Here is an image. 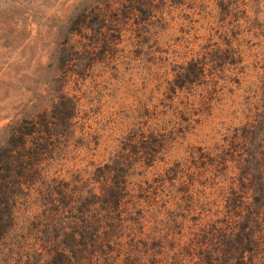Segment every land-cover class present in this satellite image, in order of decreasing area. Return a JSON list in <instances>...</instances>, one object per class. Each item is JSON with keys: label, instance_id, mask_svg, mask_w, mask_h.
<instances>
[{"label": "rangeland", "instance_id": "374dc122", "mask_svg": "<svg viewBox=\"0 0 264 264\" xmlns=\"http://www.w3.org/2000/svg\"><path fill=\"white\" fill-rule=\"evenodd\" d=\"M92 1L0 0V142L9 123L25 129L24 118L42 127L53 122L55 147L41 155L44 167L57 175L35 183L42 187L45 181L52 201L39 193L20 201L23 212L32 201L38 218H21L11 229L0 264L60 261L51 251V219L63 220L90 204L114 228L106 225L100 261L89 260L86 252L73 264H133L141 255L152 260L164 248L152 239L146 244L147 235L215 231L212 221L234 209L226 183L235 162L225 144L239 120L253 121V134L263 139L244 165L250 188L243 193L264 196V0L87 6ZM113 11L121 27V34L110 35L116 49L74 54L66 28L96 26L98 15L111 18ZM207 164L211 172L204 171ZM217 175L224 179L221 190ZM124 179L133 192L120 217L111 219L106 216L114 203L104 184ZM98 187L104 196L89 192ZM80 191L84 196L73 200L70 194ZM26 237L41 243L28 246ZM118 250L130 255L122 251L124 258L116 259ZM224 255L232 257L225 250L216 259ZM260 256L258 264H264Z\"/></svg>", "mask_w": 264, "mask_h": 264}, {"label": "trees", "instance_id": "16d2710c", "mask_svg": "<svg viewBox=\"0 0 264 264\" xmlns=\"http://www.w3.org/2000/svg\"><path fill=\"white\" fill-rule=\"evenodd\" d=\"M153 3L154 0H93L87 6H153ZM97 9L99 12L100 8ZM81 12L78 15L85 16V14H82L84 12ZM92 12L98 14L96 10H92ZM110 17L98 15L96 19L99 24L96 26L77 24L75 29H69V26L68 29L66 28L64 32L67 33L68 31L66 42L72 39L71 44L73 45L74 54L85 51L91 52L95 47L103 54L116 49L114 43L111 44L110 42V35L114 31L121 34V27L117 23L118 11H113ZM83 39H85L84 43L86 44L83 43ZM184 109H187V106ZM184 111L186 112V110ZM22 122L26 123L27 128L24 129L18 121L7 124L8 129L5 139L0 142V255L6 247L7 240L12 235L11 229H17L24 218L30 216L36 217L35 219L38 218L37 213L34 212L32 201H30V205L26 206L24 212L21 210L20 201L24 199L29 202L31 197L38 198V193L43 195L44 198L47 196L52 201V193L46 187L45 181H42V185H40L44 189L37 187L35 183L38 180L41 181L43 176V180L46 177L53 179L57 176L55 172L53 173L49 168L44 167L45 160L42 157L44 148L49 151L55 147V137L52 132L53 122L49 124L48 121H44L42 122L43 127L38 126L34 118H24ZM252 126H254L253 121L239 120V124L233 129L229 138L230 143L225 142L226 147L230 149L229 159L233 160L231 162H235L230 169L231 180L226 183L230 185L233 194L232 205L234 209L232 215L212 221L217 229L211 232L176 236L174 232L169 230L158 232L157 235H153L154 238L147 235L146 244L151 239L156 240L160 247L164 249L158 254V258L151 256L152 260H150L147 259L149 256L141 255L133 264H258L260 255L264 253V196L261 192H257L250 198L243 193L244 187L250 188V172L244 165L247 163L250 154L263 147V139L253 134ZM226 139L228 140V138ZM254 144H256V149L252 150L250 146ZM256 170V173H254L255 179L258 177L259 180L261 170L257 166ZM204 171L211 172L212 170L207 164ZM146 174L147 172H139L137 176L146 177ZM217 177L220 182L218 189L221 190L223 187L220 185L224 184L222 182L224 179L218 175ZM138 181L141 182L140 179ZM30 182L32 185L29 184ZM105 183L107 184H104V187L111 195L109 199L114 203L113 209L106 217L118 218L121 215L122 203L126 199L125 197L131 195L133 187H130L127 179L118 180L116 184H110L107 181ZM99 191L98 187L89 192L97 197L104 196ZM70 195L73 200L77 198L78 201L84 196L82 191ZM85 196L88 195L85 194ZM155 197L153 196V200L157 201ZM161 198L162 202L168 203L167 198ZM55 199L57 201L56 193ZM42 205L45 206L46 204L42 202ZM70 207L69 212L75 208L74 205L73 208ZM163 212L169 216V219L173 217L169 215V210ZM44 215L48 216L50 214ZM210 224L213 223L210 222ZM51 225L54 227L52 233H55L51 241V251L60 260H52L54 264H73L74 260L82 259L86 252L91 254L89 260L100 261L102 248L104 247L102 241L104 237H109L106 225L114 228V224H109L107 218H104L101 212L91 207V204L87 210L74 209L73 213L66 215L63 220L51 219ZM220 235H222V240L225 242V248H220L222 247L219 242ZM37 243H41V241L31 237L25 238V244L28 246H34ZM167 245H170V247H166ZM228 245H230V248H227ZM40 250L42 249L40 248ZM225 250L232 257L224 255L222 261L217 260L216 256L220 253L223 254ZM122 251L125 256L130 255V252L118 250L116 259L123 257V254H120ZM212 251L216 254H212Z\"/></svg>", "mask_w": 264, "mask_h": 264}]
</instances>
